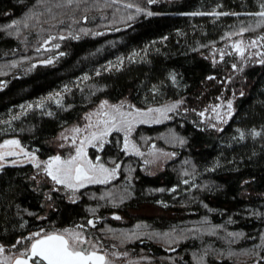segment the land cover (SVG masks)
<instances>
[{
	"label": "trees",
	"instance_id": "1",
	"mask_svg": "<svg viewBox=\"0 0 264 264\" xmlns=\"http://www.w3.org/2000/svg\"><path fill=\"white\" fill-rule=\"evenodd\" d=\"M58 2L0 0V143L16 138L44 161L68 154L62 136L104 101L138 109L182 101L167 122L134 134L174 155L146 166L114 134L98 155L120 165L118 178L76 198L32 163L5 166L0 244L84 225L101 253L124 264H264V63L224 49L242 27L253 29L243 37L264 36L261 18L248 15L264 0H89L78 10ZM213 12L229 15H192ZM61 35L59 48L42 47ZM222 102L232 104L226 122L199 115Z\"/></svg>",
	"mask_w": 264,
	"mask_h": 264
},
{
	"label": "snow or ice",
	"instance_id": "2",
	"mask_svg": "<svg viewBox=\"0 0 264 264\" xmlns=\"http://www.w3.org/2000/svg\"><path fill=\"white\" fill-rule=\"evenodd\" d=\"M157 0H147V3L152 4L156 3ZM89 0H59L56 3L57 8L66 7L72 10H78L81 4L87 5ZM95 3H99V0H95ZM119 3V0H104L105 7H111L114 4ZM126 9H135L137 14L144 12L139 6L127 3L124 5ZM261 11L255 13H248V15H253L261 18V22H264V2L260 4ZM51 12V8L48 9ZM119 11V9H116ZM147 16L153 15L152 12L144 13ZM192 15H229L226 12H213V13H192ZM233 15H238L233 13ZM31 17H29L30 19ZM85 19H87L85 17ZM128 19H133L132 16H128ZM21 22L14 21L12 24L8 25L9 28H18ZM23 26L27 28L29 25L25 21ZM253 30L251 27H242L239 32L235 33V35L242 36L244 33ZM102 33H96V35H101ZM233 34L229 33L226 38H231ZM78 38V37H76ZM55 39H66L65 36L50 37L49 40L45 41V43H51V40ZM260 41H264V36L258 38ZM258 40H252L248 45L244 44L243 40H239L232 44V47L235 51L240 55L241 58L245 57V53L248 47H256ZM59 44L54 45L55 48H59ZM39 52L40 49L38 48ZM257 55H261L257 53ZM224 52H220V57L223 59ZM46 63L51 64L53 61L49 59ZM260 63H264V59L260 60ZM16 65L13 64L12 67ZM236 65H233L235 68ZM4 73L0 72V75ZM99 75V73H97ZM87 79V77H85ZM175 79V77H173ZM211 79V77H210ZM59 103V101H57ZM182 101L171 104L165 108H149L146 111H142L136 109L134 112H125L122 111V105L114 106L109 105L107 101H104L100 108L101 110L105 108H109L110 111H103L102 113H96L95 115L98 117L95 123H89L85 128L76 127L71 131L73 133L72 143L76 145L75 147V155L70 156L68 158H62L59 155L53 156L47 161L43 162V171L47 174L48 177L51 178L57 185H63L68 189H71L73 192L79 190L80 188L85 187L89 184H107L112 179H114L119 170V164H116L114 168H108L104 164L99 162V157L96 158V162H93L88 157L87 147H99V149H103L105 143H107V137L113 132H123L125 135L124 141V150L127 151L131 148V151L135 153L137 156H143L144 153L139 151L135 144H131L128 141V136L131 133L133 127L137 123H148L150 120L152 122H160L162 119H168L169 112H175L179 107V104ZM31 107V105H29ZM228 112L225 116H221L219 114V109L213 108V111L217 113L216 119L223 120L226 122V118L231 116L232 104L231 102L227 105ZM156 113L157 115L153 116L152 114ZM51 115V113H49ZM200 116H204V112L199 113ZM103 118H100V117ZM89 121H91V116L86 117ZM86 133L82 139H80L79 144H76L77 138L81 133ZM255 135H260V133L256 132ZM244 138V134H240V139ZM62 139H68L66 136H62ZM179 143L183 144L184 141L180 140ZM64 147V145H61ZM155 149V146H152ZM0 148L11 149L8 151L0 152V169L5 167V162L7 157L19 155L14 149H20V152L24 154L25 157H29V161L34 164L36 168H41V162L39 159L31 153L25 152L23 148L20 147V143L18 140H8L5 141ZM153 157V161L159 160L161 155L168 156L174 155L169 153H160L155 150L149 153ZM11 163L15 164V161ZM113 163H115L113 161ZM145 164L150 163V161L145 160ZM184 175H188L187 172ZM184 184H188V180H183ZM175 189H173L174 191ZM103 199V197H101ZM122 199V197H121ZM167 206V205H165ZM95 211V210H93ZM116 219H120V217H116ZM89 225L95 227V222L93 220H89L87 222ZM78 229H83L84 225H78ZM232 236H239V233H230ZM27 241V242H26ZM16 244L25 245L23 251L16 256H3L5 253V247L0 244V256H3V259H0V264H113V261L108 257L107 253H101L100 247L98 244L93 243L91 240L85 236L83 231L76 229H64L62 232L54 231V232H43L37 231L32 233L29 237L21 240H17ZM16 245H13L15 247ZM123 255L126 256L127 253L118 254L113 252L112 256ZM229 255H235L234 253H229ZM264 259V258H261ZM256 264H260V261L257 260Z\"/></svg>",
	"mask_w": 264,
	"mask_h": 264
},
{
	"label": "rangeland",
	"instance_id": "3",
	"mask_svg": "<svg viewBox=\"0 0 264 264\" xmlns=\"http://www.w3.org/2000/svg\"><path fill=\"white\" fill-rule=\"evenodd\" d=\"M244 35V34H243ZM242 36H238L236 35V38L234 37V39H232L231 41H229L227 44H226V47L224 48L225 50H228V51H233L235 52L239 57L240 55L235 51V49L232 47V44L239 41V40H243L244 41V44L245 45H248L250 43V41L252 40H258L259 37H253V38H249V37H243ZM50 37L47 39L49 40ZM46 40V41H47ZM53 41L54 40H51V43H44V45L42 46L45 50H52V49H56L54 47V45L56 44H53ZM257 53H260L261 55H257ZM241 58V57H240ZM261 59H264V41H260L258 40V43H257V46L256 47H248L246 53H245V57L244 58H241V60L244 62V64L248 63L249 61L250 62H255V63H260V60ZM0 87H1V84H0ZM174 103H177V102H169V103H166V104H163V105H158V106H153L151 108L155 109V108H165L171 104H174ZM109 105H114V106H119V105H122V111H125V112H134L136 109L138 108H134L128 104H125V103H120V104H111V103H108ZM227 105L228 103H225V102H222L220 104H218L217 106H215L214 108H217L219 109V114L223 117L225 116V114L229 111L228 108H227ZM149 109V108H147ZM147 109H139V110H142V111H146ZM178 109V108H177ZM176 109V110H177ZM103 111H110L109 108H105L103 110H101V108H97L94 112H92L90 114L91 116V121H87V124L83 127H80V128H85L90 122L91 123H95L96 120H97V116L95 115L96 113H102ZM174 112H169L167 115H168V119H162L160 122H152L150 120V122L148 123H137L135 124V126L133 127L131 133L129 134L128 136V141L131 144H135L136 147L139 149V151L143 152L144 155L143 156H138L140 157L143 161L145 160H148L150 161V163L148 164H145L146 166H154V165H157L159 162H162L163 160H165L166 158H168V156H164V155H161L159 160H156L155 162H151L153 161V157L151 155H149L150 152H152L153 150L157 151V152H160V153H168L167 150H164L163 148L161 147H157L155 144H152L150 147H144L142 145H140L136 139L134 138V134L136 132V130L138 129L139 126H142V125H158V124H162L164 122H167L169 119H171V115L173 114ZM231 113H232V110H231ZM153 116L157 115L156 113H153L152 114ZM216 115L217 113L212 110H210L207 114H205L204 118H211V120H217L216 119ZM100 118H103L102 116ZM228 118V117H227ZM217 121H223V120H217ZM86 133H81L80 136L77 138L76 140V144H79V141L80 139L83 138V136L85 135ZM114 134H119L121 135V137L123 138V140L125 141V135L123 132H116V131H113L108 137H107V141L111 140V137L114 135ZM72 136H73V133L71 132L69 135H67L66 137H68V139H64L65 141V144L64 146H67L70 150L68 151V154L66 155H59L61 156L62 158H68L70 156H73L75 155V147L76 145H74L72 143ZM8 140H18L16 138H10V139H7L5 141H8ZM5 141L1 142L0 145H2ZM19 141V140H18ZM20 143V142H19ZM106 144V143H105ZM104 144V146H105ZM155 146V149H153L152 146ZM103 146V147H104ZM20 147L24 149L25 152H28V153H31V154H34L32 152H29L27 151L20 143ZM8 150H11V149H5V148H0V152H3V151H8ZM16 152L19 153V155H16V156H10V157H7L6 159V162H5V166H10V165H22V164H26V163H31L29 161V157H25L24 154L22 152H20V149H14ZM102 150L99 149V147H87V154H88V157L93 160V162H96V158L99 157V162L104 164L106 167L108 168H114L115 166H111V165H108L106 164L104 161H101V157L100 155H98ZM126 153L128 155H134V156H137L135 155V153L133 151H131V148H129V150L126 151ZM95 154V156L93 155ZM35 155V154H34ZM36 156V155H35ZM37 157V156H36ZM50 159V158H49ZM48 160V159H47ZM47 160H44V161H47ZM12 161H15V164L11 163ZM41 162V168H42V171H43V162L42 160H39ZM33 164V163H32ZM120 166V165H119ZM2 169H0L1 171ZM120 171V167H119V170L117 172V175L114 179H112L109 183H112L113 181H115L118 176H119V172ZM44 172V171H43ZM45 173V172H44ZM46 174V173H45ZM47 175V174H46ZM107 183V184H109ZM107 184H89V185H86L85 187L83 188H80L79 190L73 192L71 189H68L66 188L65 186L63 185H59V186H62L64 188V190H66L67 192H69L73 197H77V195L80 193V191L84 190V189H87L89 187H93V186H97V185H107ZM76 230H80L82 231L81 229H78V228H74ZM44 232V231H43ZM29 237V236H28ZM26 240V238H25ZM27 242V241H26ZM25 245H22V244H17L15 247H11V248H5V253L3 254V256H8V257H11V256H16V255H19V253L21 251H23ZM103 254V253H102ZM3 256H0V259H3ZM112 261H113V264H124V263H121V262H118L112 258H110ZM126 264V263H125ZM127 264H156V263H153L151 262L150 260H147L146 258H138L136 260H132V261H129Z\"/></svg>",
	"mask_w": 264,
	"mask_h": 264
}]
</instances>
